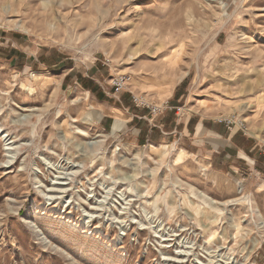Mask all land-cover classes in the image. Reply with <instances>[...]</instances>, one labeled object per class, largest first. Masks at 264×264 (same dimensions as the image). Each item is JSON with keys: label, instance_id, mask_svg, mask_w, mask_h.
Segmentation results:
<instances>
[{"label": "rangeland", "instance_id": "obj_1", "mask_svg": "<svg viewBox=\"0 0 264 264\" xmlns=\"http://www.w3.org/2000/svg\"><path fill=\"white\" fill-rule=\"evenodd\" d=\"M70 67L264 153V0H0V264H264V181L99 131Z\"/></svg>", "mask_w": 264, "mask_h": 264}, {"label": "crops", "instance_id": "obj_2", "mask_svg": "<svg viewBox=\"0 0 264 264\" xmlns=\"http://www.w3.org/2000/svg\"><path fill=\"white\" fill-rule=\"evenodd\" d=\"M45 58L41 60L46 63ZM33 66L37 67L34 63ZM70 71L74 74L68 80L77 82L101 109L99 131L119 138L127 137L136 145L175 143L182 151L195 152L197 156L207 159L210 167L247 178L256 175L260 181H264V153L254 141L240 134L236 136L234 132L229 133L205 115L171 111L158 119L152 118L145 108L135 107L128 94H116L112 88L103 85L105 79L96 69L88 73L70 67L67 72ZM179 93L176 100L173 98L174 92L170 93V104L181 100L183 92ZM167 110L181 109L172 107Z\"/></svg>", "mask_w": 264, "mask_h": 264}, {"label": "built area", "instance_id": "obj_3", "mask_svg": "<svg viewBox=\"0 0 264 264\" xmlns=\"http://www.w3.org/2000/svg\"><path fill=\"white\" fill-rule=\"evenodd\" d=\"M111 85L114 93H120L121 91H124L127 89V86L131 83V78L129 76H115L111 80ZM132 103L137 108H154L156 110V107H151L149 104H147L145 101H143L141 98H137L136 96H132Z\"/></svg>", "mask_w": 264, "mask_h": 264}, {"label": "bare ground", "instance_id": "obj_4", "mask_svg": "<svg viewBox=\"0 0 264 264\" xmlns=\"http://www.w3.org/2000/svg\"><path fill=\"white\" fill-rule=\"evenodd\" d=\"M6 138H7V137H6ZM7 145L10 146L9 144H7ZM11 146H12V145H11ZM151 149H154V150H155L156 148H155L154 146H151ZM5 150L8 151V152L10 151V149H5ZM58 183H59V182H58ZM58 183H57V184H58ZM53 184H54V183H53ZM55 184H56V183H55ZM57 184H56V185H57ZM56 185H55V186H56ZM59 185H60L61 187L63 186L62 183H59ZM59 185H57V187H58ZM50 189H51V188H50ZM54 189H55V188H53L52 190H54ZM62 191H63V188H62L61 190H59V192H61V194H62ZM64 191H65V190H64ZM55 192H57V191H55ZM49 193H50V192H49ZM51 194H52V193H51ZM53 194H54V193H53ZM57 194H58V193H57ZM52 198H54V197H51V199H52ZM49 199H50V198H49ZM98 206H99V205H98ZM95 212H96V211H95ZM94 214H95V213H94ZM92 215H93V214H92ZM92 215H91L90 218H88V217H87V218H88V219H91V218H92ZM163 240H164V239H163ZM170 260H171V259H170ZM175 260H176V259H175ZM167 262H168V261H167Z\"/></svg>", "mask_w": 264, "mask_h": 264}, {"label": "trees", "instance_id": "obj_5", "mask_svg": "<svg viewBox=\"0 0 264 264\" xmlns=\"http://www.w3.org/2000/svg\"><path fill=\"white\" fill-rule=\"evenodd\" d=\"M67 79H68V76H66V77L64 78L63 83H66Z\"/></svg>", "mask_w": 264, "mask_h": 264}]
</instances>
